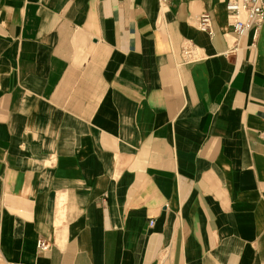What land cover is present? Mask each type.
I'll list each match as a JSON object with an SVG mask.
<instances>
[{
	"label": "crops",
	"instance_id": "0c3cea01",
	"mask_svg": "<svg viewBox=\"0 0 264 264\" xmlns=\"http://www.w3.org/2000/svg\"><path fill=\"white\" fill-rule=\"evenodd\" d=\"M226 1L0 0V264H264V21L233 46Z\"/></svg>",
	"mask_w": 264,
	"mask_h": 264
},
{
	"label": "built area",
	"instance_id": "2783aa9c",
	"mask_svg": "<svg viewBox=\"0 0 264 264\" xmlns=\"http://www.w3.org/2000/svg\"><path fill=\"white\" fill-rule=\"evenodd\" d=\"M165 4L167 0H159ZM226 11L231 18L230 28L233 35L232 45H235L237 38L243 36L247 32H251V40L254 42L257 37L258 30L264 21V0H227ZM196 29L206 34L209 38L213 36L210 16L206 13L200 14L192 19ZM232 46V47H233ZM228 54H226L227 56ZM229 56V55H228ZM181 58L183 63H193L200 60L199 48L192 42L187 41L181 47ZM260 138L264 140V133L260 134ZM153 222H149L152 226ZM37 247L40 250H47L48 244L44 241H38Z\"/></svg>",
	"mask_w": 264,
	"mask_h": 264
}]
</instances>
